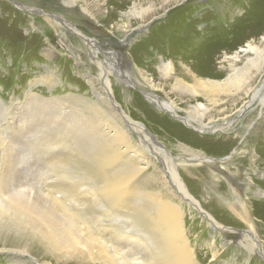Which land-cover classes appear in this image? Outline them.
<instances>
[{
  "label": "bare ground",
  "instance_id": "6f19581e",
  "mask_svg": "<svg viewBox=\"0 0 264 264\" xmlns=\"http://www.w3.org/2000/svg\"><path fill=\"white\" fill-rule=\"evenodd\" d=\"M23 1L30 5L25 6ZM82 1L83 3L79 4L78 0H60L59 6L64 10L79 8L83 15L98 23L99 20L96 16H100L98 14L101 12L99 6H105L108 3L102 1L98 4L99 0ZM153 1L147 0L148 7L145 9L134 4L127 12H116L120 18H125V24H128L131 14L135 19L144 22L148 15L145 13H153ZM172 1L178 3L181 0H161L159 4L164 9ZM10 2L12 5L0 0V16L8 18L7 23L9 22L7 29V27H3L5 25H1L2 20L0 31L8 30L11 33L10 38L17 41L20 40V37L16 25L21 23L17 14L19 12L21 14L29 13L32 12V9L36 10V4H34L35 0H10ZM212 2L217 6L218 0H210V3ZM121 3H124V0ZM182 9V5H180L172 14L175 15ZM62 15L58 13L48 15L52 19L49 21L51 26L57 30L67 29L75 36H82L83 42L72 41V43L76 45L81 59L85 56L94 62L97 74L96 76H91L88 72L81 74V76L87 77L91 98L70 95L65 97L74 103L68 111L62 104L66 103L68 99L58 102V99L52 97L51 100H48L57 107L45 111L52 120L45 121L46 123L43 125V128L45 127L47 130L43 138L44 146L51 148L52 151L54 148L59 150L72 147L74 152L83 156L86 153L83 147L90 145L96 148V152L93 154L94 159L90 165L83 164L86 160L82 161L75 156L71 174L65 171L70 168L68 162L72 164L69 154L61 150L56 152L53 159L57 162L51 164V170L55 169V175L51 176L50 180L46 178L49 183L46 181L47 184L45 183L43 190L46 201L38 203L40 199L33 201L31 196L22 191V187H11L14 182L10 168L11 156L5 149L8 146L2 140L4 134H9V123L2 121L0 124V248L6 254L13 253L28 257V261L32 264H35L36 256L39 257L36 252H40L41 255L42 253L50 255L55 264H68L72 260L77 264H198L193 246H190L183 227L186 213L184 205L188 210H195L197 214L201 212L207 219L208 226L214 231L210 236L211 239L220 233H228L232 230L219 228L217 223L203 211L200 204L193 198L188 186L191 180L185 177L186 182H184L176 169L177 166L184 165L185 161L180 162L170 157L164 149H159V144L147 130L121 111L116 100L114 101V97L119 99L125 108L130 109L134 116L155 120L161 125L166 123V119L145 112L140 98L134 95L129 96L123 90L112 85L109 74L115 75L116 80L122 85L131 84L134 86L137 83L144 88L148 86L151 89L162 88L155 86L156 84L153 85L154 79L145 77L144 71V73L137 71L140 80L135 77L133 79L128 75L125 77L113 68V61L107 60V58L108 68H106L105 59L102 60L98 54V41L85 36ZM147 25L148 23L142 24V26ZM112 27L117 30H127L128 28L127 25L119 27L117 23ZM32 28L33 22L30 21L25 28L29 40L32 38L29 37ZM47 45L49 44L47 43ZM215 50L200 49L199 57L202 59L193 63L195 69L180 64L186 78L184 80L175 77L173 62L164 61L163 58L159 60L157 65L159 80L163 85L168 84L171 91L180 98L179 101L185 103L182 107L183 110L176 104L177 101H162V98L159 99L153 93L148 92H144V96L153 102L158 110L167 112L171 117L180 120L183 125L200 131L216 132L215 130L219 126L213 123V118L214 113H217L215 108L219 106L227 110L230 109L229 115L223 111L224 119L232 117L234 114V120H237V118H242L248 112L251 104L256 101L261 105V109H258L259 112L257 111L258 116L261 121L264 120V33L257 41L252 39L231 54L223 53L220 62L225 65L218 66L219 71L222 72L221 76H218L212 67L211 59H215ZM109 67L112 69L111 72L108 71ZM52 77V75L49 76L50 80ZM45 80L43 79V81ZM43 84L47 91L52 93L58 83L52 80L50 83L46 81ZM31 96H34L35 101L37 100L36 94H29L27 99L32 102L29 98ZM3 106L4 103L0 98V109ZM7 110L2 111V115ZM218 112L220 113V111ZM6 115L8 114L6 113ZM217 115L219 114L217 113ZM46 118L48 117L46 116ZM174 124L171 122L169 128L178 130L177 125ZM222 125L224 128L221 129L226 131L233 126L230 120H226ZM252 126L255 138L253 141L246 140L248 146L255 144L252 142L256 141L259 135V133L256 134L258 127L255 124ZM251 129H247V133ZM13 131L12 137L18 136L19 129L15 128ZM77 132H83L86 135L84 143L77 141ZM34 135L36 134L34 133ZM133 136L137 137L136 141L132 139ZM235 136L237 135L233 137ZM230 140L233 139H224L226 145L232 144ZM259 141L258 139L257 146L260 145ZM130 142L135 144L131 146ZM257 146L253 147L252 154L249 151L245 152L246 156H250L248 158L250 161L247 166L248 170L244 171L247 174V171L251 170L250 167L254 168L255 179H249L251 181L244 186L245 190L241 198L230 189L235 200H238L242 206H249L247 213L250 215L254 214L255 206L262 205L258 199H264V172L262 174L260 172V176L255 166L256 160H251L254 155L258 157L264 154V146L260 145L259 148ZM122 147L124 150L121 149ZM190 159L197 161L189 163L191 165L202 163L216 165V161L211 159L203 160L198 156ZM158 163L163 165L166 171H163V166L159 168ZM53 165H57V167H53ZM214 169L218 171L220 167L216 165ZM134 174H139L140 179L135 180ZM168 181L174 191L168 186ZM139 201H141V205L137 206ZM253 206L254 208L250 209ZM188 215L191 214L188 213ZM253 226V223L252 226L250 224L249 230L238 234L241 237L239 241L242 244V249L246 251L247 257L258 255L264 261V247ZM104 240L109 243L107 247L103 245ZM133 248L135 253H133ZM32 250L35 251V254ZM9 259L13 260V264H18L16 262L21 261L19 257ZM43 264L52 263L45 262Z\"/></svg>",
  "mask_w": 264,
  "mask_h": 264
},
{
  "label": "rangeland",
  "instance_id": "374dc122",
  "mask_svg": "<svg viewBox=\"0 0 264 264\" xmlns=\"http://www.w3.org/2000/svg\"><path fill=\"white\" fill-rule=\"evenodd\" d=\"M1 1L12 5L10 0ZM88 1L91 2L92 0ZM102 1H106L108 4L99 6L101 12L98 14L100 16H96L99 20L98 23L83 15L79 8L62 9L59 6L60 0H35L36 10L31 8L32 12L24 14L19 12L17 14L21 19V23L16 25L20 40L14 41L11 39V33L8 30L5 32L0 31V98L4 103V106L0 109V124L2 121H5L4 123L8 121L9 123V134H4L2 140L8 146L5 149L11 156L12 164H10V168L14 177L11 187H22V191L31 196L33 201L40 199V202H38L39 200L36 202L45 203L46 196L43 190L47 184L46 181L48 182L50 177L55 175V169L52 168L53 171L51 170V164L57 162L53 159L56 152L61 150L69 154L72 164L68 162L70 168L65 170L69 174L73 172V159L75 156L82 161L86 160L87 162L84 161L83 164L87 165L92 164L94 159L93 154H95L96 148L90 145L83 147V150L86 151L83 156L78 155V152H74L72 147L59 150L54 148L52 151L51 148L44 146L43 138L47 130L45 127L43 128V125L46 123L45 121L50 122L52 120L45 111L57 107L48 100L55 97L59 102V100H65V97L69 95L91 98V89L88 86L87 77H83L81 74L85 72H88L91 76L97 74L94 62L85 56L81 59L76 45L72 43V41L83 42L81 40L82 36L78 34V36H75L67 29L57 30L51 26L49 21L52 19L48 15L63 14L62 17L79 29L81 33L98 41V54L102 60L105 59L106 66L107 58V60L113 61V68L117 69L116 71H119L120 74L125 77L128 75L133 79L138 78V80L140 79L137 71H144L145 77L154 79L153 85L156 84L155 86L162 88L151 89L150 86H148L150 88H144L137 83L134 86L131 84L122 85L116 80L115 75L109 74L112 85L123 90L129 96L134 95L140 98L145 112L166 119V123L161 125L155 120L134 116L130 109L129 111L119 99L114 97V101L116 100L115 102H117L121 111L129 116L132 121L142 125L154 138L155 142L159 144V149H164L170 157L180 162L185 161L184 165H179L176 169L184 182H186L185 177L191 180V183L187 185L193 198L200 204L203 211L217 223L219 228L232 230V232L220 233L211 239L210 236L214 231L208 226L207 219L203 217L201 212L198 214L195 210H192V212L184 205L186 213L183 227L189 244H191L190 246H193L196 262L198 264H264V261L258 255L247 257L246 251L242 249V244L239 241L241 237L238 235L249 230L250 224L252 226L253 223V229L255 227L259 241L264 247V199H258L262 205L255 206V208L254 206L250 207V209L254 208L255 210V215H250L247 213L249 206H242L233 197L235 194L241 198L245 190L244 186L251 181L249 179H255L254 168L250 167L251 170L247 171V174L244 171L248 170L247 166L250 161L248 160L250 156H246L245 152L249 151L252 154L253 147L257 146L258 139L260 140L258 144L264 146V120L261 121L258 116V109H261V105L254 101L248 112L244 114L245 116L243 115L242 118H237V120H234V114L232 117L224 119L222 114L225 112L229 115L230 109L216 107L215 109H217L219 115L214 113L213 123L218 124L219 127L215 130L217 133H212L183 125L180 120L171 117L167 112L158 110L153 102L144 96V92H148L153 93L159 99L162 98V101H177L176 104L183 110L182 107L185 103L179 101L180 98L171 91L168 84L163 85L159 80V75H157L159 60L163 58L164 61L170 60L173 62L175 77L184 80L186 78L180 64L195 69L193 63L198 59H202V57H199L200 49L205 48L209 51L216 49L215 59H211V62L215 73L221 76L220 73L222 72L218 68L225 65V63L220 62L223 53L231 54V52L243 47L252 39L257 41L263 35L264 0H218L217 6L213 2L210 3V0H181L178 3L170 2L164 9L159 4L161 0H154L153 13H145L148 15H146L144 22L135 19L131 14L128 24H125V18H120L116 11L120 13L127 12L134 4L145 9L148 7L147 0H124V3H121L122 0H99L98 4ZM78 2L79 4L83 3L82 0H78ZM26 3L23 1L25 6L30 5ZM180 5L183 9L173 15V11L179 8ZM103 12L105 13L101 14ZM110 16H112L111 19H109ZM2 20L4 24L1 23V25H5L3 27L8 29V18L0 16V22ZM30 21L33 22V28L29 36L32 38L29 40L25 28ZM115 23L119 27L127 25L128 28L127 30H117L112 27ZM143 23H148V25L142 26ZM62 35L63 37H61ZM211 47L213 49H210ZM111 70L109 67L108 71L111 72ZM51 75L53 77L50 80L49 76ZM43 79L46 80L43 81ZM52 80L59 85L57 84L58 86L56 85L52 90L53 92L49 93L43 83L46 81L50 83ZM185 81L188 82V80ZM27 94H36L37 100L35 101L34 96H31L29 97L32 100L31 102L27 99ZM182 99L185 100V98ZM62 104L66 107L64 109L68 111L74 103L68 99L66 103L63 102ZM33 107H36V109H33ZM5 109H8L6 112L8 115L6 113L2 115V111ZM66 119L68 120V118ZM226 120H230V123L233 124L227 131L221 129L224 128L222 123ZM170 121L177 125L178 130L169 128L172 125H170ZM253 124L259 128H257L258 132L256 131V134L259 133V135L258 139L252 142L255 144L248 146L246 140L253 141L255 138L253 136ZM15 128L19 129L18 136L12 137L13 134L11 133L14 132ZM249 128L252 129L247 133L246 130ZM234 135L237 136L233 137ZM85 136L83 132H77V141L84 143ZM231 138L233 139L230 140L232 144L226 145L224 139ZM132 139L136 141L137 137L133 136ZM133 144L135 143L132 142L130 145ZM260 145L257 147L259 148ZM121 149L124 150L123 147ZM150 149L153 151L152 148ZM195 156L201 157L203 160H215L220 170H215L216 165L213 164L191 165L197 162L190 159ZM227 157L229 158L227 159ZM253 157L251 160H256L255 166L261 176L264 172V154L259 155V158L256 155ZM78 162L80 163V161ZM158 166L162 168L163 165L158 163ZM53 167H57V165H53ZM163 168V171H166L164 166ZM47 172L49 173L47 174ZM133 177L135 180L140 179L139 174H134ZM168 186L172 190L174 189L170 182ZM230 189L234 191V194ZM140 205L141 201L137 202V206ZM188 213L191 215H188ZM103 245L107 247L109 243L104 240ZM2 250L0 248V264H13V260L9 259L13 257L21 259V261L16 262L18 264H32L28 261V257L13 253L6 254ZM32 252L35 254L34 250ZM133 253H135V249ZM36 255H39V257L36 256L35 264L45 262L55 264L50 255H44V253L41 255L40 252H36ZM68 264L77 263L72 260Z\"/></svg>",
  "mask_w": 264,
  "mask_h": 264
},
{
  "label": "water",
  "instance_id": "95a60500",
  "mask_svg": "<svg viewBox=\"0 0 264 264\" xmlns=\"http://www.w3.org/2000/svg\"><path fill=\"white\" fill-rule=\"evenodd\" d=\"M208 160V159H207Z\"/></svg>",
  "mask_w": 264,
  "mask_h": 264
}]
</instances>
